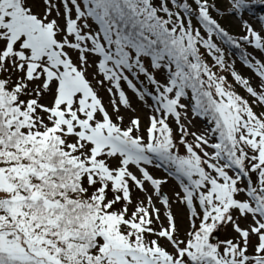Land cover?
Wrapping results in <instances>:
<instances>
[{
	"label": "snow or ice",
	"instance_id": "snow-or-ice-1",
	"mask_svg": "<svg viewBox=\"0 0 264 264\" xmlns=\"http://www.w3.org/2000/svg\"><path fill=\"white\" fill-rule=\"evenodd\" d=\"M229 2L0 0V264H264V62L217 43L264 52V0Z\"/></svg>",
	"mask_w": 264,
	"mask_h": 264
},
{
	"label": "rangeland",
	"instance_id": "rangeland-1",
	"mask_svg": "<svg viewBox=\"0 0 264 264\" xmlns=\"http://www.w3.org/2000/svg\"><path fill=\"white\" fill-rule=\"evenodd\" d=\"M223 1L222 2L224 4V8L228 9L230 7L229 0H223ZM35 10L39 11L40 8L37 7ZM227 18L233 23L234 26H236L238 28V31H236L234 37H236L238 39L240 37V35H244V32L242 31V28H241V18L235 14H229V16ZM242 19L246 20L250 25H252V27L255 30H257V31L262 30V24H261L260 20L252 17L250 14L243 12ZM227 28H231V27L227 26ZM262 34H264V32H262ZM242 49L244 50L243 53L247 54L251 60L254 61L255 59H259L262 62H264V53L263 52L258 51L256 49H254L252 46L246 45V44L242 45ZM224 53H225L226 62L232 64L233 67L235 68V70L238 73H240L243 77L249 78L250 82L252 83L253 86H256L259 83V79L255 76L254 71L252 69H249L248 67H246L243 63H241L237 56L230 55L228 53V51L224 52ZM205 59L209 64L213 63L212 59L211 60H208L207 58H205ZM214 70H217V69H214ZM217 71H219V74H222V75L226 76L227 78L231 77V75L229 74L228 71H223V70H217ZM158 79H163V77L158 75ZM228 82L232 84L234 90L238 94H240L241 96H243L245 98H246V96H248V95L245 96L246 92L245 91H244L245 93L242 92L241 90H243V88L241 86L235 84L234 81L228 80ZM100 95L103 97L105 105H108L109 104V96H108L107 92L104 91L103 89H101ZM127 95L131 99V103H132L133 108L137 109V111H136V113H132L130 111H125L123 108H121V114H123L125 116L124 123L127 124L129 117H131L132 115H139L141 117L143 124L145 126H147L148 109L145 108L141 104V102H139L137 100L136 96L131 91H127ZM148 103L149 104L151 103L150 99L148 100ZM108 110H109V112L112 111L110 106L108 107ZM257 111H261V109L257 108ZM205 123H206V121H204L200 118L193 119V121H192L193 127L190 130L196 131V132H201V131H203ZM181 151H183V149H181ZM150 171L152 172V174L155 177H158V178L166 175V173L162 170L150 169ZM174 187H175V182L170 179L169 183L164 186V191L167 192L169 195H171V190ZM135 195H140V194L135 193ZM172 210L177 217V222L180 224L181 232L183 233V230L187 227L186 221L183 219V208L181 206H179L178 204H174ZM231 235H232V233L230 232L229 229H224L223 231L218 232L216 234L217 238H219V239L231 238Z\"/></svg>",
	"mask_w": 264,
	"mask_h": 264
},
{
	"label": "trees",
	"instance_id": "trees-1",
	"mask_svg": "<svg viewBox=\"0 0 264 264\" xmlns=\"http://www.w3.org/2000/svg\"><path fill=\"white\" fill-rule=\"evenodd\" d=\"M223 0H217V6L220 9H225L224 8V4L222 2ZM251 2V0H250ZM244 13H248L250 14L252 17L259 19L260 17H264V4H260V3H251V7L247 10L244 11ZM213 15H216V13H213ZM229 16L228 15H224L223 18H221L220 16H217V19L219 20V22L221 23V25L233 36H235L236 31H238V28L236 26L233 25V23L227 18ZM224 24V25H223ZM227 26L231 27V28H227ZM242 36V35H240ZM217 43L223 48L224 52H227L232 55V56H237L239 58V61L241 63H243V59H242V54H244V50L242 48L237 49L231 46L226 45L224 42L222 41H217ZM201 51H203V49H201ZM260 51V50H258ZM264 53V52H263ZM205 58H207L208 60H211L210 57H208L207 55H205ZM230 81H233L232 76L227 78ZM242 92H244V90H241ZM245 93V92H244ZM247 94L245 93V96ZM247 99L251 100V97L246 96ZM260 109V108H259ZM257 110V109H256Z\"/></svg>",
	"mask_w": 264,
	"mask_h": 264
}]
</instances>
